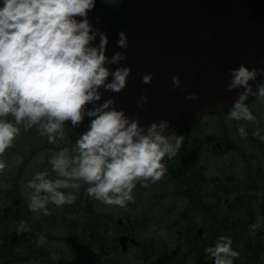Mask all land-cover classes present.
I'll use <instances>...</instances> for the list:
<instances>
[{"label":"clouds","instance_id":"obj_1","mask_svg":"<svg viewBox=\"0 0 264 264\" xmlns=\"http://www.w3.org/2000/svg\"><path fill=\"white\" fill-rule=\"evenodd\" d=\"M97 0H0V172L7 167L2 158L21 130L35 127L49 144L57 145L47 155V165L34 170L26 181L28 208L49 215L57 208L75 203L86 184L88 196L105 205L125 207L134 200L137 182L155 183L167 171L164 158L172 159L182 147L184 136L170 134V121L142 124L118 108L115 97L104 92H121L128 83L131 65L121 63L127 53L117 50L109 56L107 30L96 27L89 17ZM99 20V17H97ZM116 44L127 49V32L121 29ZM111 65H117L112 68ZM227 89H242L227 113L228 121H259L248 104L249 96L264 98V67L240 63L229 70ZM153 73L142 76L151 83ZM255 82V88L253 83ZM180 88L179 75L172 76ZM183 91V88H181ZM189 92L186 99H198ZM148 96L141 94L143 107ZM87 118L86 129L71 148L60 146L65 124L78 127ZM237 132L247 138L241 123ZM251 136L264 143V125L252 128ZM40 161H37L39 164ZM21 220L16 231H28ZM252 234L264 229V217L257 216ZM43 233L37 242L44 243ZM204 251L213 264H234L239 257L233 239L220 234Z\"/></svg>","mask_w":264,"mask_h":264},{"label":"trees","instance_id":"obj_2","mask_svg":"<svg viewBox=\"0 0 264 264\" xmlns=\"http://www.w3.org/2000/svg\"><path fill=\"white\" fill-rule=\"evenodd\" d=\"M259 122L260 125H264L261 119ZM223 124L222 117H218L214 122V126L222 132L226 144L237 143L233 125ZM246 124L250 126L247 128L250 133L252 128L256 127L251 122L246 121ZM75 140V133L65 124V139L60 142V146L71 148ZM245 141L253 142L255 147L264 148V143L255 137L249 136ZM56 147L57 145L49 144L46 137L40 136L35 127L29 130L22 128L13 146L3 154L2 158L7 162L8 168L12 163L15 165L12 172L4 173L7 167L4 172H0V216H7L0 224V247L3 248L2 236H9L12 229L16 230L21 220H28L31 216V220H38L36 226L41 227V231L38 232L37 228L36 235L27 243L23 241V234L20 233L14 251L11 253L5 248L6 254H0V264H55L51 254L67 253L70 257L71 250H75V253L84 258L85 264H106L103 256L104 245L99 240L102 239L103 222L108 220L104 217L108 214L105 207L109 205L90 198L85 191L86 184H82L81 188L76 190L77 199L71 205L78 208L74 210L63 211L62 207L49 205V215L35 216L30 211L29 217L27 208L20 203L24 198L25 190V186L21 189L22 178L27 176L30 168L33 173L32 166H35L34 170L48 166L47 155ZM183 153L185 152L179 151L172 159L164 158L167 171L160 180L155 183L147 182L151 184L149 186L147 184L145 186L142 182H137L136 185L142 190L148 188L153 192L154 190L161 192L155 198L156 213L148 216L143 213L142 219L135 217L128 219L140 238L147 236L143 231L145 229L146 232L148 231L145 227H148L150 219L155 221L157 227L150 229V233L157 237V243L152 244L151 248H144L143 241H139L126 253L116 250L110 263L210 264L209 256L204 251L205 246L213 244L220 234H226L232 237L233 248L240 253L239 257L235 258L234 264H264V229L257 230L255 234H252L251 229L257 216L264 217V176H229L231 164L219 163L225 176H206L204 185L201 180L203 171L195 169L194 163L187 169V161ZM255 153V157H260L258 151ZM37 161L40 163L37 164ZM210 171H212L211 167H208L206 175L210 174ZM10 173L12 176H7ZM210 183L211 185H208ZM14 197L19 200V204L10 208L11 199ZM82 206L89 208L83 209ZM109 207H111L110 221L116 223L113 215L121 213L117 208L119 206ZM99 216L104 219L98 221ZM61 221H67L71 225L76 221L78 229L82 228V230L88 226L93 227L96 232L95 243L58 240L55 235ZM40 233L46 237L42 244L37 242Z\"/></svg>","mask_w":264,"mask_h":264},{"label":"water","instance_id":"obj_3","mask_svg":"<svg viewBox=\"0 0 264 264\" xmlns=\"http://www.w3.org/2000/svg\"><path fill=\"white\" fill-rule=\"evenodd\" d=\"M89 17L107 30V54L124 51L127 58L121 63L131 65L127 86L104 97H115L118 108L145 125L167 119L171 132L204 113L223 110L242 91L227 89L228 70L240 63L264 67V0H121L118 8L97 0ZM121 29L128 35L127 49L116 44ZM148 72L154 75L145 84L142 76ZM177 74L180 88L172 83ZM258 79L264 80V74ZM189 92L199 98L186 99ZM141 94L148 96L143 107L137 104ZM87 123L86 118L76 128L67 124L80 135ZM17 236L16 231L13 243ZM127 241L128 236L121 237L124 249Z\"/></svg>","mask_w":264,"mask_h":264},{"label":"flooded vegetation","instance_id":"obj_4","mask_svg":"<svg viewBox=\"0 0 264 264\" xmlns=\"http://www.w3.org/2000/svg\"><path fill=\"white\" fill-rule=\"evenodd\" d=\"M115 6H118L120 3V0H117V3L111 2ZM248 106L250 109L254 112V114L257 116V119H261L263 117V124H264V98L261 97H255L250 103H248ZM231 107H228L222 111H217L213 113H206L202 117H200V124H184L172 132L170 134H182L184 136L182 147L179 151H184L183 157H185L187 163V169H189L192 166V163L195 165V169L201 170L202 176H206V169H208V165L215 162V159L226 157L227 155L231 154V152L236 153L237 157L234 158V160H231L227 162L228 164H231V171L235 168L234 166L242 161L240 159L241 150L237 146L236 143L227 145L226 141L223 139V134L220 130H218L217 127L214 126V122L218 117H222V122L224 124H232L233 128L235 129L234 137H237L238 142H241V144H247L250 146L253 142H247L245 141V138H241L237 132L238 126L243 123L245 124L246 128L250 127L249 124H246V121H228L227 119L223 118V115L229 111ZM223 115L221 116V114ZM207 119V121L202 123V120ZM223 124V125H224ZM76 136V134H75ZM77 138V136H76ZM249 138V136H248ZM253 145V144H252ZM179 153V152H178ZM252 158H257L260 160L259 165L254 168L251 172L243 174L242 176H264V157H255V151H252ZM215 158V159H214ZM217 166V172L214 174V176H225L222 172V169L220 167L219 162ZM35 166H32V170L34 171ZM40 170V169H39ZM31 171V168L30 170ZM257 171V172H256ZM211 173V172H210ZM27 175H30L27 173ZM29 179L31 176H26ZM151 184H147L149 186ZM153 190V189H152ZM144 193L146 195H144ZM161 192L154 190L151 191V189L146 188V190H142L141 188H135L133 190L134 199L137 200V204L135 206H130V203H128L125 207H117L121 213L114 214L113 217L116 218V223L114 221H110V216L107 217V221L103 222L104 230L102 231V239L99 240L101 244L104 245L103 248V256L106 264H111L110 260L115 256L114 253L116 250H120L123 253H126L128 250H130L133 246L136 245L139 241H145L148 240H154L157 237L152 236L150 233V229L156 228L157 224L155 221L150 219V223L145 231L143 233L147 234V236H144L143 238H140L137 236V233L134 232L133 226L129 223L128 219L131 217H135L138 219H142L143 213L147 216L152 213H156L155 209H157V203L155 201V198L160 195ZM19 204V200L14 197L11 199L10 208L12 206H16ZM136 206L137 210H136ZM27 212L28 216H31L30 210H28V204H27ZM70 208V209H68ZM78 206L75 205H66L62 207V210H74L77 209ZM81 208L87 209L88 206H82ZM106 212L109 213L111 210V207L107 206L105 207ZM6 212V210L4 211ZM136 214H134V213ZM134 214V215H133ZM6 215L0 216V224H2L5 219ZM32 216L28 218V220H25L28 223V231L26 232H20L23 234V241L27 243L29 240H31V237L36 235L37 230L38 232L41 231V227L38 228L36 226V222L38 220H31ZM33 223V224H32ZM39 223V222H38ZM84 223V222H82ZM89 224V223H84ZM74 226L75 228H73ZM38 228V229H37ZM37 229V230H36ZM13 232V229H12ZM19 233V235H20ZM142 233V232H141ZM140 233V234H141ZM149 234V235H148ZM18 235V237H19ZM96 232L93 227L88 226L87 228L78 229V222L73 221V224H68L67 221H61L60 222V228L56 231L55 237L60 240H74V241H83L85 243L91 244L95 243L96 240ZM122 236H128V241L126 248L124 249L121 247V237ZM132 239H135V241H132ZM2 246L3 249H5V246L8 248V252L14 251V244L9 243V236L3 235L2 236ZM112 246L114 249H112ZM120 257V255H119Z\"/></svg>","mask_w":264,"mask_h":264},{"label":"bare ground","instance_id":"obj_5","mask_svg":"<svg viewBox=\"0 0 264 264\" xmlns=\"http://www.w3.org/2000/svg\"><path fill=\"white\" fill-rule=\"evenodd\" d=\"M260 123L261 122H259L258 124H252V125L259 126ZM249 136H251V133L250 132H249ZM237 146L241 150L240 159L242 161L238 162L235 165V168L231 171V173L229 174V176L239 177V176H242L243 174H246L248 172H251L254 168H256L259 165L260 160L257 159V158H252V154H253L252 151H258L259 154H260V157L263 158L264 157V148L255 147L254 145L248 146L247 144H241V142H239L237 144ZM255 155H256V153H255ZM236 157H237L236 153L231 152V154L227 155L226 157L218 158V159H215V160L223 165V164H226L227 162H229L231 160H234V158H236ZM208 167L210 168L209 165H208ZM214 174L215 173H213L211 171V173L210 174H207L206 176H214ZM206 176H202L201 177L202 183H204V185H205L206 180H207L206 179ZM208 185H211V183L208 184ZM129 203H130V206H135L137 204V200L134 199L133 201H131ZM137 207L138 206H136V210H137ZM109 216H110V214L108 213L104 217L107 218ZM101 218H103V217L102 216H99L98 217V221H100ZM155 243H157V239H154V240H148L147 239L146 242L143 241V245H144L143 247L144 248H151L152 244H155ZM69 252H70L69 253L70 254V257H69V255L67 253L66 254L54 253V254H51V259H52V261L55 264H64V263H67V262H68V264H74V262H77V264H85V262L83 260L84 258H82L79 254L75 253V250H73V251L71 250Z\"/></svg>","mask_w":264,"mask_h":264},{"label":"rangeland","instance_id":"obj_6","mask_svg":"<svg viewBox=\"0 0 264 264\" xmlns=\"http://www.w3.org/2000/svg\"><path fill=\"white\" fill-rule=\"evenodd\" d=\"M108 1H111V2H114V3H117V0H108ZM228 113V112H227ZM227 113H225L224 115H223V118L224 119H227L226 117H227ZM261 120H263V117L261 118ZM205 121H207V119H204V120H202V123L204 124V122ZM258 121H260V119H258ZM231 122V121H230ZM13 165H15L14 163H12V165H10L9 166V168L7 167V169H6V171L4 172V173H7V171H10V172H12L11 170L13 169ZM217 166H218V163H217V161H215L212 165H210V167H211V170H212V172L213 173H216L217 172ZM12 167V168H11ZM211 172V171H210ZM28 174H30V175H27V176H32V174L33 173H31V171H29L28 172ZM7 176H12V174L10 173V174H8ZM29 178L28 177H26V176H24V178H22V181H23V183H22V185H21V189H22V186H25V190H24V198H23V200L21 201L20 200V203L22 204V205H24V207H27V204H28V202H27V196H26V193H27V191H29L27 188H26V181L28 180ZM76 191V190H75ZM144 195H146L145 193H144ZM29 210V209H28ZM33 215H35L36 216V213H34ZM3 241V240H2ZM9 243H11V242H9ZM1 244V243H0ZM12 244V243H11ZM5 248H7V246H5ZM6 250L5 249H3L2 247H0V254H6ZM28 260H30L29 258H28Z\"/></svg>","mask_w":264,"mask_h":264}]
</instances>
